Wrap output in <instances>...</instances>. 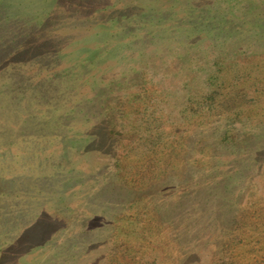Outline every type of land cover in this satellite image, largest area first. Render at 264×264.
<instances>
[{"label": "rangeland", "instance_id": "obj_1", "mask_svg": "<svg viewBox=\"0 0 264 264\" xmlns=\"http://www.w3.org/2000/svg\"><path fill=\"white\" fill-rule=\"evenodd\" d=\"M264 0H0V264H264Z\"/></svg>", "mask_w": 264, "mask_h": 264}, {"label": "trees", "instance_id": "obj_2", "mask_svg": "<svg viewBox=\"0 0 264 264\" xmlns=\"http://www.w3.org/2000/svg\"><path fill=\"white\" fill-rule=\"evenodd\" d=\"M264 22V21H263Z\"/></svg>", "mask_w": 264, "mask_h": 264}]
</instances>
